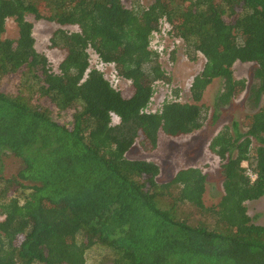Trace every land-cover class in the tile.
I'll return each mask as SVG.
<instances>
[{
    "label": "trees",
    "instance_id": "1",
    "mask_svg": "<svg viewBox=\"0 0 264 264\" xmlns=\"http://www.w3.org/2000/svg\"><path fill=\"white\" fill-rule=\"evenodd\" d=\"M28 14L76 28L49 39L64 53L57 71L34 48ZM7 19L15 39L1 38ZM162 22L205 61L191 102L170 100L151 113L153 85L167 81L149 45ZM89 50L129 81L126 90L90 68ZM236 62L256 64L248 88L232 77ZM215 79L222 80L216 108L247 89L249 112L244 133L233 122L209 143L222 176V196L209 207L199 168L158 183L155 163L125 154L134 143L153 151L159 133L199 129L202 94ZM4 154L21 168L5 178L0 160V264H86L95 248L103 250L98 264H264V227L245 207L264 195V0H155L146 9L121 0H0Z\"/></svg>",
    "mask_w": 264,
    "mask_h": 264
},
{
    "label": "rangeland",
    "instance_id": "2",
    "mask_svg": "<svg viewBox=\"0 0 264 264\" xmlns=\"http://www.w3.org/2000/svg\"><path fill=\"white\" fill-rule=\"evenodd\" d=\"M155 0H121L126 8L146 9ZM26 19L32 23V37L34 48L46 55L50 66L57 71V66L64 53L62 50L50 47L49 39L55 30L62 28L64 31L73 32L76 28L59 26L53 22L35 19L31 14ZM18 36L16 23L12 19L5 22V33L2 39H15ZM150 49L158 55V63L164 72L167 81H158L153 85V97L146 111L151 113L159 112L161 106L170 100L191 102L190 86L193 78L200 73L204 64V57L195 52L181 38L171 33L169 24L162 22L158 33L152 35L149 40ZM89 53V64L91 69H98L109 83L116 89L126 90L129 81L116 74L112 63H105L91 50ZM256 64L253 62H236L232 66V77L234 80H245L247 88L252 83ZM222 87V80L215 79L205 88L200 103L203 104L206 112L203 116L202 126L189 134L176 137H167L159 133L157 146L151 152H145L134 143L126 152L128 159L142 160L155 163L159 167L158 183H165L179 170L188 167H197L206 175L205 191H203L204 203L211 207L218 204L222 196V176L219 159L210 152L209 143L212 138L226 127H231L233 122L239 124V130L245 132V116L249 110L245 105L247 89L239 96L232 98L227 106L216 108L215 101ZM58 116L54 115L56 119ZM111 121L116 123L112 116ZM257 146L252 139L250 145L251 154ZM3 166L2 175L8 178L21 168V160L11 154H4L0 157ZM242 166L251 168L248 162ZM20 203L22 199L19 200ZM245 207L251 221L264 227V195L255 200L245 202ZM185 213L190 208L182 207ZM193 218L199 219V213H192ZM189 215V214H187ZM1 219V218H0ZM103 250L101 248L91 249L86 252V264H98Z\"/></svg>",
    "mask_w": 264,
    "mask_h": 264
},
{
    "label": "built area",
    "instance_id": "3",
    "mask_svg": "<svg viewBox=\"0 0 264 264\" xmlns=\"http://www.w3.org/2000/svg\"><path fill=\"white\" fill-rule=\"evenodd\" d=\"M246 174L251 181H253L256 177V174L250 168H246Z\"/></svg>",
    "mask_w": 264,
    "mask_h": 264
}]
</instances>
